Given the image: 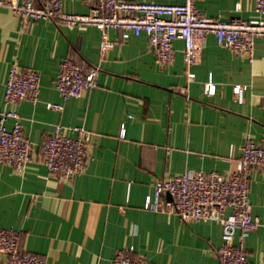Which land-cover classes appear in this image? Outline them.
Wrapping results in <instances>:
<instances>
[{
  "label": "crops",
  "instance_id": "1",
  "mask_svg": "<svg viewBox=\"0 0 264 264\" xmlns=\"http://www.w3.org/2000/svg\"><path fill=\"white\" fill-rule=\"evenodd\" d=\"M96 1L65 0L64 10L85 14ZM196 6L208 18L256 17L255 0H199ZM108 38L114 44L102 57V34L94 26L23 21L0 7V113L16 111L33 145L22 173L0 163V229L27 232L21 248L46 264H112L118 251L131 245L145 264H220V223H186L177 215L148 211L144 203L155 183L169 175L216 170L227 176L246 136L256 144L264 138V38L255 40L249 61L208 34L193 81L187 78L181 39L174 42L173 63L162 66L145 34L124 40L111 30ZM66 58L99 66L100 73L96 88L63 101L56 80ZM12 63L40 73L36 104L6 102ZM210 77L216 85L213 95L204 91ZM235 84L248 85L242 103ZM49 103L63 104L64 109H49ZM123 123L125 138L119 136ZM57 124L90 132L88 168L72 180L49 173L41 159L40 145ZM249 201L260 226L247 239L248 258L264 264V170L251 173ZM6 260L0 254V264Z\"/></svg>",
  "mask_w": 264,
  "mask_h": 264
},
{
  "label": "built area",
  "instance_id": "2",
  "mask_svg": "<svg viewBox=\"0 0 264 264\" xmlns=\"http://www.w3.org/2000/svg\"><path fill=\"white\" fill-rule=\"evenodd\" d=\"M64 1L0 0V7L9 8L23 21L50 19L70 28L94 26L102 34V57L113 47L114 43L108 38L111 30L119 31L124 40L131 35L145 34L156 62L162 66L173 63L174 42L181 39L188 81L195 78L193 68L201 62L208 34L214 35L220 45L249 61H253L255 40L264 38V0H255L256 17L251 20L204 17L196 6L199 0H184L180 4L97 0L85 14L66 12ZM99 73V66L89 67L77 64L72 58L64 59L56 80L61 99L79 98L85 91L96 88ZM247 88L248 85H234L239 103L244 101ZM204 91L208 95L215 93L212 77L205 83ZM40 92L41 75L38 71L23 69L17 63L10 65L5 91L8 104L19 101L36 104ZM47 106L56 111L64 109L60 103ZM9 119L13 121L10 127L7 125ZM65 130L74 135L65 133ZM89 136L90 132L83 126L57 124L54 133L40 145L41 159L49 173L63 180L84 174L88 168ZM119 136H126L125 123L120 126ZM32 148V142L23 133L20 115L12 110L0 113V163L22 173L31 161ZM254 169L264 170V138L256 144L247 135L241 156L234 159L227 176L216 170L169 175L155 183L153 193L146 196L144 209L177 215L186 223H220L223 227V244L217 250L220 264H255L249 261L246 248L249 235L260 226V221L252 216L249 201ZM26 234L23 230L0 229V254L7 257L6 264H46L42 257L21 248ZM134 252L133 245L118 251L112 264H145Z\"/></svg>",
  "mask_w": 264,
  "mask_h": 264
},
{
  "label": "water",
  "instance_id": "3",
  "mask_svg": "<svg viewBox=\"0 0 264 264\" xmlns=\"http://www.w3.org/2000/svg\"><path fill=\"white\" fill-rule=\"evenodd\" d=\"M168 198H171V197L168 195Z\"/></svg>",
  "mask_w": 264,
  "mask_h": 264
}]
</instances>
